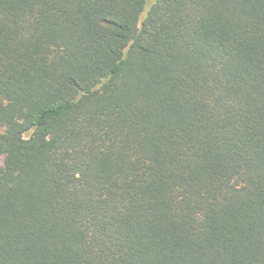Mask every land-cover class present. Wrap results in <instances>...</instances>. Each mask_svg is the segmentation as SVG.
Returning a JSON list of instances; mask_svg holds the SVG:
<instances>
[{
	"label": "trees",
	"instance_id": "1",
	"mask_svg": "<svg viewBox=\"0 0 264 264\" xmlns=\"http://www.w3.org/2000/svg\"><path fill=\"white\" fill-rule=\"evenodd\" d=\"M0 264H264V0H0Z\"/></svg>",
	"mask_w": 264,
	"mask_h": 264
}]
</instances>
